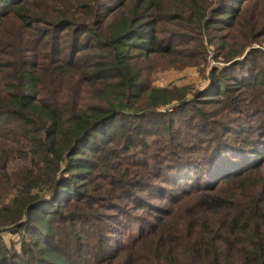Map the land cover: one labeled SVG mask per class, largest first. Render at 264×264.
Masks as SVG:
<instances>
[{"label":"trees","instance_id":"trees-1","mask_svg":"<svg viewBox=\"0 0 264 264\" xmlns=\"http://www.w3.org/2000/svg\"><path fill=\"white\" fill-rule=\"evenodd\" d=\"M209 28L208 88L148 80ZM263 42L264 0H0V264H264Z\"/></svg>","mask_w":264,"mask_h":264},{"label":"rangeland","instance_id":"rangeland-1","mask_svg":"<svg viewBox=\"0 0 264 264\" xmlns=\"http://www.w3.org/2000/svg\"><path fill=\"white\" fill-rule=\"evenodd\" d=\"M184 33L192 35L194 37L192 38L194 39V41L188 44L187 46H181L179 48L181 49L180 51H185V55L190 51H194L195 47L193 46H195L197 43L195 42V40L201 38L203 39V42L207 48V55L205 60H202V58H198L196 56V58H194V61H199V64H191L182 67L181 62L176 65L172 63L176 59V56L172 59H170V57H167V59L157 57L155 62L151 64L153 68L150 71H148L146 75L148 77V80L152 82V84L155 86L158 87L189 86L191 87V91L194 93L199 90H205L211 85V73L213 69H215L216 67L222 69L230 64V63H226L223 57L217 56V50H216V43L219 44L217 37L223 35L224 33L227 34V31L209 28V29H202L201 32L197 30H192V31L187 30ZM252 48H256L264 52V42L255 43ZM247 53L248 51L245 53V55ZM183 55H181V57L177 55L178 57H180L179 58L180 61L182 60ZM241 58H244V56L240 57V59ZM253 61L256 62L255 66L256 65H258V67L264 66L263 56H258L257 58L253 56L250 60L251 64L253 63ZM189 96H192V94L190 93ZM172 106L173 105H171V107ZM22 166H23V161L16 160L12 164L11 169L15 170ZM262 169L264 173V165L262 166ZM159 192L160 190L158 189L153 191L152 194L143 193L141 195H143V197H145L146 199L153 201V203H155V205L157 206H162L164 208L173 207V205L170 202L159 198L162 197L159 196L160 195ZM136 211L140 215V217L146 218L147 221H152L154 219L153 215H155L156 213V212H150L149 210L148 211L136 210ZM157 211H160V209H157ZM140 222L142 223L143 221ZM126 226L127 228L125 229L123 228L124 231L123 234L116 235V237L118 238L120 237L125 242L128 241L130 242L131 236L135 234L137 231V224L134 222H128V225ZM0 234L10 248L12 247L16 249L21 248L22 236L20 234L12 233L11 229L6 227L0 228Z\"/></svg>","mask_w":264,"mask_h":264}]
</instances>
